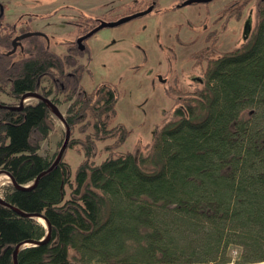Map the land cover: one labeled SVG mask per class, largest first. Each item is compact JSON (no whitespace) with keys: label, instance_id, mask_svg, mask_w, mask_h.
Instances as JSON below:
<instances>
[{"label":"trees","instance_id":"16d2710c","mask_svg":"<svg viewBox=\"0 0 264 264\" xmlns=\"http://www.w3.org/2000/svg\"><path fill=\"white\" fill-rule=\"evenodd\" d=\"M249 1L222 16L240 20ZM255 6L247 43L218 52L212 34L192 55L204 65L203 86L174 91L172 117L138 156L121 151L128 131L114 125L115 87L84 90L82 68L68 74L74 60L40 44L31 59L4 63L0 94L18 101L38 92L68 103L67 149L83 160L74 176L65 153L50 170L59 153L40 154L56 128L49 106L0 101V171L26 187H2L0 264H15L19 245L47 233L19 212L42 214L51 233L47 243L23 248L18 264L264 263V0ZM98 142L107 153L100 163Z\"/></svg>","mask_w":264,"mask_h":264},{"label":"rangeland","instance_id":"374dc122","mask_svg":"<svg viewBox=\"0 0 264 264\" xmlns=\"http://www.w3.org/2000/svg\"><path fill=\"white\" fill-rule=\"evenodd\" d=\"M78 3L85 11L96 14L113 10L118 4L114 1L104 7L107 3L104 0H95L94 3L82 0ZM222 3L218 2L208 10L204 6L193 5L171 12H154L141 20L104 29L88 41L89 51L79 57V62L85 67L81 85L88 92L106 83L115 87L118 101L114 125L120 123L128 131L121 151L132 152L136 156L145 153L158 129L172 117L177 106L174 91L190 93L203 86L204 65H197L192 55L213 39L207 41V37L216 34L218 52L229 51L248 42L256 24L255 10L251 13L244 10L240 20H227L220 11ZM59 45L54 43L52 49L62 54L65 47ZM42 85L49 88L50 81L45 78ZM27 98L22 99L24 105L35 100ZM59 99L63 101L64 96ZM0 100L6 103L19 101L3 94ZM57 107L65 116L68 103L62 102ZM49 108L56 128L41 143L40 154L54 157L64 144L66 127L59 112L50 105ZM97 147L101 153L96 161L100 163L107 153L102 142H98ZM64 160L74 176L83 160V153L66 149ZM231 254L236 257L235 251Z\"/></svg>","mask_w":264,"mask_h":264},{"label":"flooded vegetation","instance_id":"af4514ba","mask_svg":"<svg viewBox=\"0 0 264 264\" xmlns=\"http://www.w3.org/2000/svg\"><path fill=\"white\" fill-rule=\"evenodd\" d=\"M79 1L82 0H0V69L4 67V63L9 69L19 61L34 57L32 44H40L56 52L52 45L57 43L65 47V52L60 55L74 60V64L67 68V73L74 74L82 68L83 74L85 67L79 62V57L89 51L88 41L102 30L115 27H105L85 39L82 38L104 22H116L149 11L143 16L116 26L119 27L131 21L141 20L154 12H171L193 5L204 6L208 10L218 2H224L220 9L222 12L245 3L246 0H204L190 5H187L188 0H104L107 2L104 7L114 1L118 4L114 6V12L111 9L101 14L85 11L80 7ZM87 1L94 3L95 0ZM255 5L256 0H250L245 4L244 10L251 13L256 9ZM21 100L20 98L19 101Z\"/></svg>","mask_w":264,"mask_h":264},{"label":"water","instance_id":"95a60500","mask_svg":"<svg viewBox=\"0 0 264 264\" xmlns=\"http://www.w3.org/2000/svg\"><path fill=\"white\" fill-rule=\"evenodd\" d=\"M200 2H204V0H188L187 1V5H190V4H193V3H200ZM149 11H144V12H140V13H137V14H134V15H132V16H129V17H126V18H123V19H121V20H118V21H116V22H104L102 25H100L99 27H97V28H95L92 32H90L86 37H84V38H82V39H85V38H87V37H89V36H91L92 34H94L95 32H97L98 30H100V29H102V28H105V27H116V26H118V25H121V24H123V23H125V22H127V21H129V20H131V19H134V18H136V17H139V16H143V15H145V14H147ZM80 42H81V40H80ZM160 79H161V77H160ZM27 97H33V98H39V99H43L48 105H50L51 107H53V108H55L57 111L59 110L58 108H57V106L53 103V102H51L48 98H46V97H43L41 94H39V93H36V92H27L26 94H24L23 96H22V99H25V98H27ZM1 105V104H0ZM23 107V101L21 100V102H20V104L17 106V107H11L12 109H20V108H22ZM59 112V115H60V117H61V119L63 120V122H64V124H65V127H66V138H65V141H64V144H63V146H62V148H61V150H60V152H59V154H58V156H57V158H56V160L54 161V163H53V165L51 166V168H50V170L62 159V157L64 156V153H65V151H66V149H67V146H68V143H69V140H70V128H69V126L67 125V123H66V121H65V119H64V116L60 113V111H58ZM1 172H4V171H0V173ZM47 171H44L43 173H41L38 177H37V179H36V181L34 182V183H32L29 187H33L36 183H37V181L46 173ZM8 174V173H7ZM9 175V174H8ZM10 176V175H9ZM10 178H11V184L12 185H14V186H16V187H18V188H26V187H24V186H20V185H18L16 182H15V180L13 179V177L12 176H10ZM0 203H2V204H6V202L4 201V199L0 196ZM8 205V204H7ZM19 213H21L22 215H24V216H27V217H30V218H33V219H37L38 220V218H43V219H45L46 221H47V219L42 215V214H27V213H23V212H19ZM50 233H51V226H50V224H49V222L47 221V234L45 235V237L42 239V240H40V241H26V242H24V243H22L21 245H19L16 249H15V251H14V263L15 264H18V262H17V256H18V254H19V252L23 249V248H25V247H29V246H35V245H40V244H44V243H47L48 241H49V239H50Z\"/></svg>","mask_w":264,"mask_h":264},{"label":"bare ground","instance_id":"6f19581e","mask_svg":"<svg viewBox=\"0 0 264 264\" xmlns=\"http://www.w3.org/2000/svg\"><path fill=\"white\" fill-rule=\"evenodd\" d=\"M28 99V98H26ZM11 184V178L6 172H1L0 173V189L3 186ZM38 221L43 224V226L47 229V221L43 218H38Z\"/></svg>","mask_w":264,"mask_h":264}]
</instances>
